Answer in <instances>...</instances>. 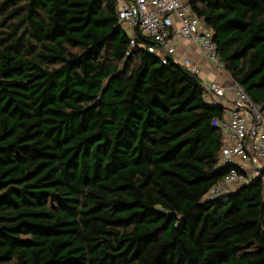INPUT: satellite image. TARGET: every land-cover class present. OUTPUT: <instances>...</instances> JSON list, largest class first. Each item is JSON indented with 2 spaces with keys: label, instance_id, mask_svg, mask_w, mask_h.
Returning <instances> with one entry per match:
<instances>
[{
  "label": "trees",
  "instance_id": "obj_1",
  "mask_svg": "<svg viewBox=\"0 0 264 264\" xmlns=\"http://www.w3.org/2000/svg\"><path fill=\"white\" fill-rule=\"evenodd\" d=\"M191 7L264 113V0ZM221 111L116 0H0V264H264L260 179L203 199Z\"/></svg>",
  "mask_w": 264,
  "mask_h": 264
},
{
  "label": "built area",
  "instance_id": "obj_2",
  "mask_svg": "<svg viewBox=\"0 0 264 264\" xmlns=\"http://www.w3.org/2000/svg\"><path fill=\"white\" fill-rule=\"evenodd\" d=\"M190 2L116 0V15L118 26L128 31L130 48L146 49L162 64L171 63L197 78L204 101L221 107V116L212 120V126L221 138L217 165L228 171L205 193L203 199L212 200L255 178L264 186V113L262 106L254 103L224 69L212 30L193 11ZM136 31L149 41L148 45L136 42ZM183 43L187 48L194 47L199 58L213 70L225 73L227 83L203 77L199 61L180 51Z\"/></svg>",
  "mask_w": 264,
  "mask_h": 264
},
{
  "label": "crops",
  "instance_id": "obj_3",
  "mask_svg": "<svg viewBox=\"0 0 264 264\" xmlns=\"http://www.w3.org/2000/svg\"><path fill=\"white\" fill-rule=\"evenodd\" d=\"M179 49L181 52L187 53L191 55L194 59L199 61L203 77H208L209 79L214 78L223 81L224 84L227 83V79L223 76V74H219L217 71L213 70L202 59L199 58L197 51L194 47L187 48L186 44L183 43Z\"/></svg>",
  "mask_w": 264,
  "mask_h": 264
},
{
  "label": "rangeland",
  "instance_id": "obj_4",
  "mask_svg": "<svg viewBox=\"0 0 264 264\" xmlns=\"http://www.w3.org/2000/svg\"><path fill=\"white\" fill-rule=\"evenodd\" d=\"M124 32H125V34H127L128 33V31L127 30H123ZM223 75H225V73L223 74ZM227 76V75H226ZM263 197H264V195H263Z\"/></svg>",
  "mask_w": 264,
  "mask_h": 264
},
{
  "label": "water",
  "instance_id": "obj_5",
  "mask_svg": "<svg viewBox=\"0 0 264 264\" xmlns=\"http://www.w3.org/2000/svg\"><path fill=\"white\" fill-rule=\"evenodd\" d=\"M191 3V2H190Z\"/></svg>",
  "mask_w": 264,
  "mask_h": 264
}]
</instances>
